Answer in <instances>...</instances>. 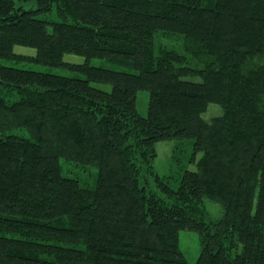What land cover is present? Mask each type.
Returning <instances> with one entry per match:
<instances>
[{"label": "trees", "instance_id": "obj_1", "mask_svg": "<svg viewBox=\"0 0 264 264\" xmlns=\"http://www.w3.org/2000/svg\"><path fill=\"white\" fill-rule=\"evenodd\" d=\"M210 103L224 107L213 128ZM0 132V264H191L187 229L195 264H264V0H0ZM172 139L204 154L178 186L154 168L157 142Z\"/></svg>", "mask_w": 264, "mask_h": 264}, {"label": "rangeland", "instance_id": "obj_2", "mask_svg": "<svg viewBox=\"0 0 264 264\" xmlns=\"http://www.w3.org/2000/svg\"><path fill=\"white\" fill-rule=\"evenodd\" d=\"M26 7L35 6L34 1L26 2ZM191 42H187L184 36L180 34H161L159 37V45L165 47L166 49L182 52L186 55H190L191 52H188L187 46ZM15 51L17 53H21L24 55H35L37 50L34 47L25 46V45H17L15 46ZM65 60L74 63H84L86 61V57L82 55H77L73 53L65 54ZM193 61V60H191ZM2 62L8 65L29 68L39 71H46L56 74H66L73 76H84L79 72H75L70 70L69 68L63 67H53L46 64L37 63L31 60H19V59H2ZM91 64L96 66H103L108 68H114L119 70H126L124 66L117 65L112 63L111 61L95 57L91 59ZM93 85L103 87L105 89H110L111 85L104 84L102 82H93ZM150 101V93L147 90H143L139 93L138 97V110L141 114L147 115L149 109ZM203 117L209 122V125L213 128L216 126L219 120H221L224 115V107L220 103H210L208 107L203 112ZM1 135V132H0ZM220 141H223V137L218 138L217 143L213 146V152L216 156L220 151ZM195 141L194 139H172V140H163L159 141L156 144L157 157L154 161L155 169L161 175L173 176L174 178L171 180L173 185H177L179 183L180 176L190 169L197 170L198 162L201 157H203V152L198 151L195 152ZM218 152V153H217ZM226 160V159H225ZM224 160L222 161L223 164ZM225 163V162H224ZM74 166V163H72ZM67 165V164H65ZM224 165V164H223ZM68 167V165H67ZM90 171H95L96 168L94 166L89 167ZM75 174H79V172L74 171ZM81 174V173H80ZM85 178H94V175H90L89 171L85 169L83 173ZM174 186V187H175ZM178 186V185H177ZM204 206L206 207L209 215L212 218L221 217L224 213L223 204L219 202V198L213 197L210 195L205 196ZM180 247L185 253L188 261L191 264H195L201 253V241L198 232L193 230H181L180 232Z\"/></svg>", "mask_w": 264, "mask_h": 264}]
</instances>
